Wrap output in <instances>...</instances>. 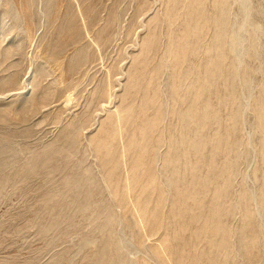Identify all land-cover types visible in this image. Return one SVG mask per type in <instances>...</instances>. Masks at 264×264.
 I'll list each match as a JSON object with an SVG mask.
<instances>
[{"label": "rangeland", "instance_id": "rangeland-1", "mask_svg": "<svg viewBox=\"0 0 264 264\" xmlns=\"http://www.w3.org/2000/svg\"><path fill=\"white\" fill-rule=\"evenodd\" d=\"M0 264H264V0H0Z\"/></svg>", "mask_w": 264, "mask_h": 264}]
</instances>
